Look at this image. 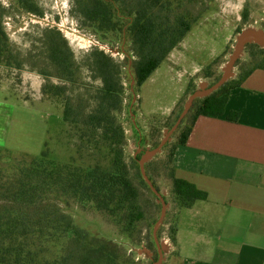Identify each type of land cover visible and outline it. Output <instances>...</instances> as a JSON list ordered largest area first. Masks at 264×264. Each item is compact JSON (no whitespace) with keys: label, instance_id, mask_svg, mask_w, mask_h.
Masks as SVG:
<instances>
[{"label":"rangeland","instance_id":"1","mask_svg":"<svg viewBox=\"0 0 264 264\" xmlns=\"http://www.w3.org/2000/svg\"><path fill=\"white\" fill-rule=\"evenodd\" d=\"M105 1L0 0L1 25L12 52L11 61L0 64V211L21 207L14 202V193L18 185L29 181L26 173L33 166L108 170L120 159L139 190L135 204L144 216L132 233H124L108 213L83 206L70 194H58L53 186L25 202L33 205L24 208L25 213L32 214L33 222L49 215L54 229L61 226L53 215L59 212L64 217L62 228L69 226L79 233L71 243L64 241L62 254L68 264H81L76 250L81 255V250L92 251L106 242L124 252L131 264H157L154 230L162 204L144 179L140 161L159 148L177 125L168 142L144 162L146 175L166 201L157 237L164 255L162 264H170L171 238L180 208L173 192V154L197 106L211 93L200 95L190 111L183 113L196 92L210 89L224 75L223 85H229L264 65V0H160L153 12L159 15V23L168 26L181 16L195 22L141 88L134 82V63L139 56L128 30L137 10L150 0H108L107 6ZM96 2L110 13L109 27L102 19L93 22L89 18ZM54 42L70 59L69 72L52 61L50 45ZM97 51L120 67L122 93L112 107L104 99L103 81L92 59ZM54 87L61 89L58 96L53 95ZM102 106L109 120L90 123L91 116L100 115ZM116 131L122 137L117 134L113 140ZM36 229L35 236H30L38 244L37 237L54 233ZM40 248L43 252L34 264H42L43 258L54 260L52 245Z\"/></svg>","mask_w":264,"mask_h":264},{"label":"trees","instance_id":"2","mask_svg":"<svg viewBox=\"0 0 264 264\" xmlns=\"http://www.w3.org/2000/svg\"><path fill=\"white\" fill-rule=\"evenodd\" d=\"M107 2L109 1L103 2L105 6H107ZM159 2L160 0H150V3L144 4V7L141 6L137 10L128 30L137 46L139 56V60L134 63L133 70L135 86L138 88H141L159 69L169 53L191 31L192 24L195 22V20L181 16L168 26H165L164 23H159V15L153 13L159 7ZM96 6L95 10L90 12L89 18L93 22L102 19L103 24L109 27L110 23L108 24L107 21L110 22L111 20L108 17L110 13L107 12V8L105 6L102 7L98 2H96ZM31 11L33 12V10ZM1 18L2 15L0 16V64L2 65L11 61L12 52L9 47L7 34L1 25ZM62 54L58 44L54 42L50 45L52 61L60 69L69 72L71 61ZM92 59L103 81L102 91L104 99L109 101V106L112 107L113 102L122 93V85L119 81L120 67L114 64L113 60L103 52H95ZM256 69H264V65L250 70L239 80L234 81L233 84L227 85V83L220 86V88L205 97L197 106L190 124L182 132L176 148L185 144L199 116L213 118L222 116L231 90L239 86ZM54 90V96H58L59 92H61L59 87H54ZM50 92L52 91L50 90ZM50 92L45 91V94H50ZM109 118V113L102 106L100 115L91 116L90 123L102 124L108 121ZM65 119H69L68 109L65 111ZM114 134L111 137L113 140L117 134L122 137L118 131L114 132ZM43 157H46V154L43 153ZM52 166H54L52 170L41 169L40 166L29 168L26 173L29 181L18 185L17 192L15 191L14 193V202L21 204V207H19L20 205L13 208L5 207L4 211H0V264L37 263L39 256L43 252L41 251L43 248L39 249V247L46 244L54 247V260L50 261L47 258H43L40 261L42 264H68L67 258L62 254L64 241L68 240L71 243L73 238L79 233L69 226L62 228L64 226L62 225L64 217L57 211L53 215L55 219L59 220V225L61 226L53 229L49 223V220H52L49 215L47 219L33 222L30 220L32 214L29 212L25 213L24 209L33 207V205H28L25 202L45 193L48 190L47 187L50 186L56 188L58 194H70L75 197L83 206L91 205L98 211L108 213L124 233H132L136 224L143 220V213L135 204L139 197V190L130 179L127 167L120 159L114 161L112 167L108 170L99 167L84 170L73 165ZM172 181L173 192L178 198L180 208H190L196 201H203L208 198V194L199 190L195 185L175 178L174 171ZM18 198H23L21 203L17 202ZM36 228L53 230L54 233L48 238H44L45 235L37 237L38 244L30 236V234L35 236ZM174 233L171 238L173 243L176 242ZM27 238H29L30 244H27L29 241ZM25 247L28 248L25 249ZM74 253L81 264H131L130 260L125 257V253L111 242H106L103 246L94 248L92 251L85 252L81 250V255L78 250Z\"/></svg>","mask_w":264,"mask_h":264},{"label":"crops","instance_id":"3","mask_svg":"<svg viewBox=\"0 0 264 264\" xmlns=\"http://www.w3.org/2000/svg\"><path fill=\"white\" fill-rule=\"evenodd\" d=\"M174 175L208 198L177 210L170 264H264V69L231 90L222 116L197 118Z\"/></svg>","mask_w":264,"mask_h":264},{"label":"water","instance_id":"4","mask_svg":"<svg viewBox=\"0 0 264 264\" xmlns=\"http://www.w3.org/2000/svg\"><path fill=\"white\" fill-rule=\"evenodd\" d=\"M259 35V34H258ZM227 79V74L224 75V77L216 84L214 85L213 87H211L210 89L206 90V91H201V92H196L192 98L190 99V102L188 104V107L185 109L184 113H183V116H185L191 109L194 101L200 96V95H205V94H209V93H212L214 92L215 90H217L220 86L223 85V83L225 82V80ZM182 116V118H183ZM181 118V119H182ZM180 119V121H181ZM180 121L178 122V124L180 123ZM177 127V125H176ZM176 127L174 129H172L170 131V133L166 136V138L164 139L162 145H160L159 148L155 149V150H152L150 152H147L141 159L140 161V166H141V172H142V175L144 177V179L146 180L147 184L150 186L151 190L159 197L160 201H161V204H162V214H161V218L160 220L158 221V223L156 224L155 226V230H154V236H155V240H156V243H157V247H158V253H159V260H158V263L157 264H162L163 262V259H164V255H163V251H162V248H161V245L159 243V240H158V237H157V230L161 224V222L163 221V218L165 216V212H166V201L165 199L163 198V196L157 191V189L155 188L154 184L151 182V180L148 178V176L146 175V172H145V166H144V162H145V159L148 157V156H151L155 153H157L167 142L168 140L170 139L171 135L173 134V132L175 131Z\"/></svg>","mask_w":264,"mask_h":264}]
</instances>
